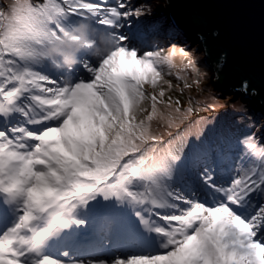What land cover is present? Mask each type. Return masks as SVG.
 <instances>
[{
    "label": "snow or ice",
    "instance_id": "snow-or-ice-1",
    "mask_svg": "<svg viewBox=\"0 0 264 264\" xmlns=\"http://www.w3.org/2000/svg\"><path fill=\"white\" fill-rule=\"evenodd\" d=\"M132 7L125 0H26L7 16L0 11V197L19 213L0 234V264H59L40 256L41 242L77 223V204L97 193L145 205L164 222L151 230L165 252L113 264H264L257 239L264 234V138L240 131L235 148L251 166L227 179L201 168L210 155L201 145L156 156L150 122H171L170 112L181 111L178 99H164L163 85L172 84L158 65L171 68L172 58L186 53L124 47L115 30ZM74 16L112 30L117 44L98 66L83 63L87 79L61 82L47 74L38 53L67 35ZM239 91L249 94L247 80ZM230 155L215 154L223 171H231ZM136 182L143 192L131 189Z\"/></svg>",
    "mask_w": 264,
    "mask_h": 264
},
{
    "label": "rangeland",
    "instance_id": "rangeland-1",
    "mask_svg": "<svg viewBox=\"0 0 264 264\" xmlns=\"http://www.w3.org/2000/svg\"><path fill=\"white\" fill-rule=\"evenodd\" d=\"M125 2L133 6L130 9L132 15L127 20H122L121 27L115 30L125 37L121 41L124 47L140 51L141 47L145 48L148 45L150 49L147 50H153L157 45L160 48L158 52L163 55H167L173 48L177 50V53L181 50L186 53L185 56L175 55L172 58L173 67L171 68L163 64L158 65L164 80L172 84L170 90L167 89V84L163 85L166 90L164 99L167 100L169 96L173 100L178 99L180 101L178 107L181 111L179 114L174 111L170 112L171 122L160 117L154 118L150 122L152 135L158 136L156 143L150 144V146L153 145L156 149L160 144L166 142L169 145L168 151L179 152L182 155L184 148L199 144L198 140L194 138L199 135V140L207 145L208 150L205 151L210 154L202 157L201 168L206 166L207 169H215L216 175L225 179L239 175L242 168L251 165L248 160L242 157L239 158L240 160H236L238 151L235 148V138L240 133V126L249 127L248 129L258 139L264 138V114L257 107L255 108L250 100H243L239 95L240 99L248 104L246 117L238 119L235 116L227 117L225 115L226 105L220 99L223 96H230L232 99L234 96L225 95L214 89L212 85L213 72L203 67L204 53L199 49V43L193 42L191 39L184 40L182 35L170 31L167 25L168 18L164 0H125ZM11 3L12 0H0V11H3L5 16L11 10ZM114 3H118V0H109V5ZM155 4L158 5L154 6ZM137 10L140 15H136ZM78 19L79 17L74 16L70 21L74 22ZM3 23H7V20H3ZM96 26L102 31H112L103 26ZM68 31H71L70 27ZM80 60L81 62L71 73L58 72L49 65L46 72L61 82H67L70 79L78 80L81 77L87 79L88 73L84 71L83 63L91 61L98 66V59L88 54H82ZM145 89L149 93L152 92V89L147 85ZM212 91L217 93L220 99L211 97ZM161 109L164 112L169 111L163 109L162 106ZM252 118L253 123L250 124L249 121ZM195 119L196 121L192 123ZM229 123H234L237 128L233 132L228 129L229 132L224 134L222 130L226 126L230 127ZM38 127L36 126L33 130H38ZM222 150L231 153L227 161V168L231 170L230 172L223 171V166L218 165L215 160V154ZM157 154L158 150L156 149L155 155ZM255 163L259 164L258 157ZM136 183L131 186V189L134 192H143L144 186H139ZM0 199L7 214L8 224L5 229L7 231L14 226L19 213L16 205L5 204L3 198L0 197ZM123 207L125 208L124 212ZM103 212H107L108 215L102 216ZM151 218L156 221L154 225L164 223L158 219V213L151 211L145 205L132 202L127 198L110 197L105 199L102 194L97 193L83 205L77 204L73 212V219L77 223L70 224V229H54L47 239L41 242L38 251L42 257L53 254L59 264H113L116 259L126 260L135 256L161 254L165 252L161 247L164 241L159 238L156 240L152 235L145 234L138 225L141 220L149 221ZM113 221L117 222L115 228H113ZM112 233H119L120 239L115 242L111 238L107 240V237ZM257 239L264 242V234L258 236ZM106 242L108 244H105ZM95 243L98 254H89V250L85 252L81 250L83 246L88 247L89 244L91 249V245L95 246ZM116 245L122 246L123 249L117 251L119 247L115 248ZM109 246L113 248L111 251L106 250ZM51 251L52 253H50Z\"/></svg>",
    "mask_w": 264,
    "mask_h": 264
},
{
    "label": "water",
    "instance_id": "water-1",
    "mask_svg": "<svg viewBox=\"0 0 264 264\" xmlns=\"http://www.w3.org/2000/svg\"><path fill=\"white\" fill-rule=\"evenodd\" d=\"M164 3L170 31L199 43L203 67L213 72L214 89L225 95H241L264 114V0ZM147 49L148 45L139 52ZM243 80L250 86L247 96L239 91Z\"/></svg>",
    "mask_w": 264,
    "mask_h": 264
},
{
    "label": "clouds",
    "instance_id": "clouds-1",
    "mask_svg": "<svg viewBox=\"0 0 264 264\" xmlns=\"http://www.w3.org/2000/svg\"><path fill=\"white\" fill-rule=\"evenodd\" d=\"M24 3L26 0H12L10 8L19 7ZM69 27L71 31H68L67 35L59 33L38 53L40 62L47 63L58 72L71 73L81 62L82 54H88L97 59L109 55L117 44L113 34L98 29L91 19L69 21ZM222 55L226 56L227 53Z\"/></svg>",
    "mask_w": 264,
    "mask_h": 264
},
{
    "label": "trees",
    "instance_id": "trees-1",
    "mask_svg": "<svg viewBox=\"0 0 264 264\" xmlns=\"http://www.w3.org/2000/svg\"><path fill=\"white\" fill-rule=\"evenodd\" d=\"M213 93L211 94V97H213V98H215V99H217V98H219V96H218V94L217 93H215L214 91H212ZM220 99V98H219ZM221 100V102L223 103V104H225L226 105V109L224 110V112H225V115L227 116V117H231V116H235V118H238V119H240V118H245L246 117V114H247V110H248V104L246 103V102H243L241 99H240V97H239V95H237V96H234V98H232L231 99V97L230 96H223V98L222 99H220ZM215 105H217V104H215ZM230 119V118H229ZM196 121V119L195 120H193L192 121V123L193 122H195ZM251 122L253 123V118L251 119V121H249V123L251 124ZM229 126L230 127H225V129L224 130H222V132L224 133V134H226V132H229L228 131V129L230 130V132H233V130L235 131V129L237 128L235 125H234V123H229ZM249 127H246V126H244V127H242V126H240V131H248L249 129H248ZM175 130V129H174ZM174 130H173V132H174ZM190 131V130H189ZM191 132V131H190ZM195 138V140L197 139L198 140V142H199V144H197V145H201L202 146V148L204 149V150H208V148H207V145L206 144H204V143H202V141H200L199 139H200V137H199V135L198 136H196V137H194ZM156 139H158V136H156ZM155 144V143H154ZM194 145H195V143H194ZM196 145V146H197ZM150 147H152V148H154L153 147V145H151ZM157 150H158V154L156 155V156H161V155H163L164 153H166L167 151H168V149H169V145H167V143L165 142L164 144H160L159 145V147H157L156 148ZM241 157V155L238 153V156H237V159L236 160H240L239 158ZM137 185H139V186H143L140 182L139 183H136ZM122 210H123V212L125 211V208L123 207L122 208ZM105 213V214H104ZM106 215H108V213L107 212H103L102 213V216H106ZM110 216V215H109ZM111 217V216H110ZM116 220V219H115ZM155 222L156 221H154V218H151L149 221H148V225L147 226H145L144 224H142L141 223V221L139 222V226H140V228L142 229V231L145 233V234H147V235H152L156 240L159 238L161 241H162V238H161V236L159 235V234H157L156 232H154V231H152L151 230V228L154 226V224H155ZM113 223V226L114 227H116V224H117V222L116 221H113L112 222ZM158 224V223H157ZM64 229H70V225H69V227L68 228H64Z\"/></svg>",
    "mask_w": 264,
    "mask_h": 264
},
{
    "label": "bare ground",
    "instance_id": "bare-ground-1",
    "mask_svg": "<svg viewBox=\"0 0 264 264\" xmlns=\"http://www.w3.org/2000/svg\"><path fill=\"white\" fill-rule=\"evenodd\" d=\"M159 2V1H158ZM158 4H155L154 6H157ZM160 7V6H159ZM136 18V17H135ZM141 18V17H140ZM145 33V32H144ZM153 33V32H152ZM156 47H154V49H153V51H160V48L157 46V45H155ZM6 211H5V209L3 208V205H2V202H1V199H0V234H3L4 232H6V228H7V220H6ZM9 226V225H8ZM85 245H88V244H85ZM118 245V244H117ZM116 245V246H117ZM89 246H90V244H89ZM87 247V246H83L82 247V251L83 252H85V251H88L89 250V254L90 253H97L98 254V252L96 251V249H97V247H96V243H95V246L94 245H91V249H90V247ZM119 247V248H118ZM115 248H118L117 249V251L119 250H122L123 249V247L122 246H117V247H115ZM116 250V249H115ZM116 252V251H115ZM50 253H52V251L50 252ZM45 257H49V258H52V259H55L56 261H58L55 257H53V254H48V255H46ZM59 262V261H58ZM61 264V263H60Z\"/></svg>",
    "mask_w": 264,
    "mask_h": 264
}]
</instances>
